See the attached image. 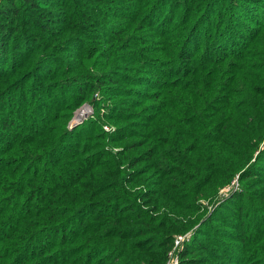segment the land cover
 <instances>
[{
  "label": "trees",
  "instance_id": "16d2710c",
  "mask_svg": "<svg viewBox=\"0 0 264 264\" xmlns=\"http://www.w3.org/2000/svg\"><path fill=\"white\" fill-rule=\"evenodd\" d=\"M0 154V264H264V0H0Z\"/></svg>",
  "mask_w": 264,
  "mask_h": 264
},
{
  "label": "rangeland",
  "instance_id": "374dc122",
  "mask_svg": "<svg viewBox=\"0 0 264 264\" xmlns=\"http://www.w3.org/2000/svg\"><path fill=\"white\" fill-rule=\"evenodd\" d=\"M94 60V58H93ZM93 60L91 61V59H89L85 64L87 66V70L90 71L92 70L91 67H94L95 66V63H99V59L96 58L95 59V62L93 63ZM52 64H50L49 66H51ZM43 77V76H42ZM96 95V94H94ZM104 103V105H108V100L104 98L103 96V99L102 101L100 102V104L95 107L93 106V104H91L90 101L86 100V101H83L81 103V105L75 109H73L69 115H71L68 119H66V122L63 124L64 128H71L73 126H75L73 128L74 130V135L73 136H70V141L69 143L71 144L73 141H75L76 139L77 140H82V138H85L86 136H89V145L92 144V147H91V152L94 151V144H103L104 141L102 139L99 138V136H96L97 133H99L100 131L99 130H95V132H92V133H87V132H84L83 131V124L82 123H85L86 121L88 120H94L96 122V124L99 126V128L101 129H104L106 131H110L111 129H113V122L110 123V121L105 118L103 116V113H106L108 111V108L107 106H103L101 103ZM139 106H137L136 108H131L132 110L133 109H137V110H134L135 112H137V114H135V118H133L132 120L130 121H135L134 123H140L143 121V115H145L147 113L146 110H139ZM70 110H68L69 112ZM129 111V110H128ZM52 120H55V122L57 121H61L62 119H56V118H53L51 117ZM53 123V122H51ZM62 126V125H61ZM62 126V127H63ZM134 126V125H133ZM134 127H137L136 125ZM139 131H141L142 129L141 128H138ZM55 138V136H54ZM41 140H44V139H41ZM80 145V144H79ZM4 156H6V154H0V159L1 158H4ZM29 157V151L28 150H24L22 152H20V149H18L16 151V153H12L10 156H8V159H5V162H11V161H16V163H24L26 160V158ZM240 185L239 183H234L232 184V189L235 190V189H239ZM229 190V189H228ZM226 189V191H228ZM228 192H225L223 194V196L227 195ZM240 201V200H239Z\"/></svg>",
  "mask_w": 264,
  "mask_h": 264
},
{
  "label": "built area",
  "instance_id": "2783aa9c",
  "mask_svg": "<svg viewBox=\"0 0 264 264\" xmlns=\"http://www.w3.org/2000/svg\"><path fill=\"white\" fill-rule=\"evenodd\" d=\"M189 239V234H180L174 238L173 245L167 252L165 264H180V248L184 241Z\"/></svg>",
  "mask_w": 264,
  "mask_h": 264
}]
</instances>
